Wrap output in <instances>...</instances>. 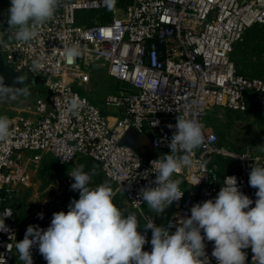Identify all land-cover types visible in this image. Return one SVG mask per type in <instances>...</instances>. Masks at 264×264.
Here are the masks:
<instances>
[{"label":"built area","instance_id":"obj_1","mask_svg":"<svg viewBox=\"0 0 264 264\" xmlns=\"http://www.w3.org/2000/svg\"><path fill=\"white\" fill-rule=\"evenodd\" d=\"M90 11H110L111 17L80 23L79 16ZM263 23L264 0H115L112 10L104 0H61L33 41L21 43L7 28L0 42L7 62L16 71L45 81L44 95L26 104L22 113L7 115L13 135L0 142V220L4 218L8 228L0 231V257L6 264L16 250L15 241L21 239L15 197L31 180L29 161L40 163L50 156L58 164H71L89 157L133 208L142 209L146 202L140 189L157 187L151 172L156 159H146L121 140L135 127L150 135L159 152L171 154L167 144L177 131V116L198 120L205 142L195 150L196 166L173 174V180L182 181L184 195L170 205L171 215L161 225L149 215L147 222L153 219L174 232L193 205L216 198L226 176L237 178L254 207L258 189L249 185V174L255 164L264 167V152L221 144L207 118L214 106L245 112L255 97L264 95V79L240 72L232 58L248 29ZM73 44L79 45L82 55L69 61L64 49ZM35 63L41 65L39 70ZM101 68L118 81L104 99L106 110L78 89L91 84ZM73 95L86 101L78 117L65 114L55 102ZM217 157L229 164L225 173L218 171ZM9 211L12 214L4 217ZM150 240L151 235L144 251H151ZM205 245L210 264H217L211 255L214 242L205 240ZM242 251L246 264H252L251 248ZM32 253L39 255L38 248Z\"/></svg>","mask_w":264,"mask_h":264},{"label":"clouds","instance_id":"obj_2","mask_svg":"<svg viewBox=\"0 0 264 264\" xmlns=\"http://www.w3.org/2000/svg\"><path fill=\"white\" fill-rule=\"evenodd\" d=\"M60 2L11 0L7 10V32L21 43L33 41L40 35L41 27L54 17ZM104 4L112 10L115 0H104ZM0 42H3V33H0ZM64 55L72 61L80 57L82 51L78 44H73L64 49ZM33 67L39 70L41 65L35 63ZM16 89L4 86L0 77V95L11 94ZM20 91L29 94L26 87ZM55 102L65 114L75 117L86 104L78 95L64 98L62 103L56 98ZM11 125L7 115H0V142H6L13 135ZM175 128L177 131L167 144L171 154L151 162L157 187L139 191L142 201L158 214L183 197L182 181L173 180V174L196 166L195 150L205 142L203 125L196 119L177 116ZM206 163L199 166L203 168ZM139 166L138 163L137 168ZM84 167L81 164L68 174L74 180L70 190L77 191L79 199L70 201L67 213H53L46 229L29 225L24 238L15 241L14 247L22 264H33V247L38 248L47 264H210L205 240L214 242L211 255L217 264H246L247 254L242 250L249 247L253 253L252 264H264V167L255 164L249 174V185L258 189L254 207H250L253 200L238 187L237 178L226 176L216 198L193 205L190 216L182 219L174 232L165 226H157L152 219L144 224V234L138 231L137 215H125L113 202L115 192L110 183L105 181L90 186L95 168L86 172ZM11 214L9 211L4 217ZM37 216L41 220L44 218L43 213ZM149 229L150 252L143 250L149 242L146 239ZM0 231H8L4 218L0 220ZM7 247L11 252L13 245ZM0 264H6L4 256L0 257Z\"/></svg>","mask_w":264,"mask_h":264},{"label":"rangeland","instance_id":"obj_3","mask_svg":"<svg viewBox=\"0 0 264 264\" xmlns=\"http://www.w3.org/2000/svg\"><path fill=\"white\" fill-rule=\"evenodd\" d=\"M10 4L11 0H0V19L8 17L7 10ZM82 15L89 16L84 22L79 20L80 23L91 24L109 20L111 12L90 11ZM232 58H234L239 70L243 73L260 76L264 79V23L249 28L244 39L236 45ZM24 77L27 79L30 76L25 75ZM117 82L113 77L106 75L105 70L101 68L96 74H93L91 84H88L86 88L78 86V89L86 94L94 104L106 110L104 99L108 93L114 91ZM25 87L28 90L33 89L36 96L33 97L31 93L24 95L20 89L14 90L11 94L0 95V115L22 113L28 101H34L37 96L44 95L43 83L35 84V86L26 83L22 88ZM108 113L110 112L108 111ZM207 121L217 132L221 144L238 150L250 149L264 152V95L255 97L250 102L248 110L242 113L214 106ZM145 134L150 137L148 133ZM125 141H128V136L121 140L123 144ZM155 151L159 158L164 154H168L167 152H159L156 148ZM81 164L85 166L84 170L86 172H91L95 168L96 174L92 176L90 186L95 187L105 181L110 183L115 192L113 202L125 212V215L129 213L137 215L140 225L138 231L141 234H144L143 226L147 223L145 216L153 217L161 225L171 215L172 207L170 206L161 214L150 210L146 203L142 209L133 208L118 188V185L104 176L100 164L89 157L81 156L71 164H58L50 156H46L40 163L28 162L32 173L31 180L20 187L15 197V207L18 212L16 223L21 236L20 240L24 238L29 225H39L41 228L46 229L51 223L53 213L60 211L67 213L70 201L79 199V193L70 190V185L74 183V180L68 174ZM38 213L44 214L42 220L38 218ZM150 235L151 230L149 229L147 230V240ZM32 255L33 264H47L42 255L33 253ZM9 264H22L18 259L16 250Z\"/></svg>","mask_w":264,"mask_h":264},{"label":"water","instance_id":"obj_4","mask_svg":"<svg viewBox=\"0 0 264 264\" xmlns=\"http://www.w3.org/2000/svg\"><path fill=\"white\" fill-rule=\"evenodd\" d=\"M7 18L0 19V33H3V35L4 31L9 28ZM25 75H29L30 77L26 79L24 77ZM0 77L3 78L4 86L17 89L22 88L26 83L30 86H35V84L43 83L45 81V78L42 76H34L31 73L25 71H16L15 68L7 62L4 52H2L1 50ZM21 80L23 81L21 82ZM28 92L31 93L33 97L36 96V93L33 89L30 88ZM32 101L33 100L28 101L27 104H31ZM127 136L128 141L124 142L125 145L132 147L138 154L142 155L146 159H159L152 140L147 134H145L144 132H140L135 128H130L123 136V140Z\"/></svg>","mask_w":264,"mask_h":264},{"label":"trees","instance_id":"obj_5","mask_svg":"<svg viewBox=\"0 0 264 264\" xmlns=\"http://www.w3.org/2000/svg\"><path fill=\"white\" fill-rule=\"evenodd\" d=\"M107 12H110V11H107ZM88 16L89 15H80L79 16V20L80 21H82V22H84V21H86V19H88ZM79 21V22H80ZM103 22H105V21H103ZM91 24H94V23H91ZM256 25V24H255ZM249 30V29H248ZM247 33V32H246ZM246 35V34H245ZM245 37V36H244ZM234 59V58H233ZM240 71V70H239ZM240 72H242V71H240ZM243 73V72H242ZM216 162H217V164H218V171L220 172V173H225L227 170H228V166H229V164L227 163V161L224 159V158H222V157H217L216 158ZM15 210L17 211V209H16V207H15ZM18 213V212H17ZM16 225H17V223H16ZM17 227H18V225H17Z\"/></svg>","mask_w":264,"mask_h":264},{"label":"crops","instance_id":"obj_6","mask_svg":"<svg viewBox=\"0 0 264 264\" xmlns=\"http://www.w3.org/2000/svg\"><path fill=\"white\" fill-rule=\"evenodd\" d=\"M110 120H111V122H114V118L111 116L110 117ZM151 138V137H150ZM17 216H18V213H17V211H16V220H17Z\"/></svg>","mask_w":264,"mask_h":264}]
</instances>
